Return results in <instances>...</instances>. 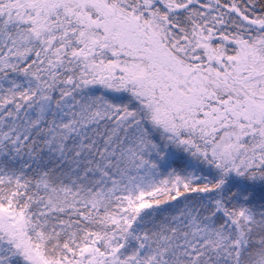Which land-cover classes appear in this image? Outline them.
<instances>
[{"label": "snow or ice", "instance_id": "1", "mask_svg": "<svg viewBox=\"0 0 264 264\" xmlns=\"http://www.w3.org/2000/svg\"><path fill=\"white\" fill-rule=\"evenodd\" d=\"M0 264H264V0H0Z\"/></svg>", "mask_w": 264, "mask_h": 264}]
</instances>
